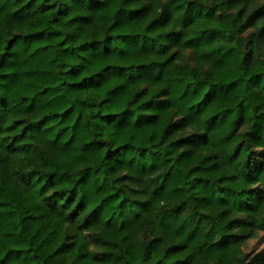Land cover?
<instances>
[{"label": "trees", "instance_id": "trees-1", "mask_svg": "<svg viewBox=\"0 0 264 264\" xmlns=\"http://www.w3.org/2000/svg\"><path fill=\"white\" fill-rule=\"evenodd\" d=\"M0 264H264V0H0Z\"/></svg>", "mask_w": 264, "mask_h": 264}, {"label": "rangeland", "instance_id": "rangeland-1", "mask_svg": "<svg viewBox=\"0 0 264 264\" xmlns=\"http://www.w3.org/2000/svg\"><path fill=\"white\" fill-rule=\"evenodd\" d=\"M261 242V236L260 233L257 234L256 236L248 239L246 248L251 249V247H255L258 245V243Z\"/></svg>", "mask_w": 264, "mask_h": 264}]
</instances>
